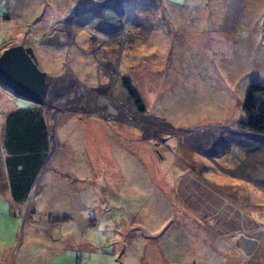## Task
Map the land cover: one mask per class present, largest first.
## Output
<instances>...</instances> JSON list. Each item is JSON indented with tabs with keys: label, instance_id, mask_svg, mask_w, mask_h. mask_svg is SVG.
I'll return each instance as SVG.
<instances>
[{
	"label": "rangeland",
	"instance_id": "obj_1",
	"mask_svg": "<svg viewBox=\"0 0 264 264\" xmlns=\"http://www.w3.org/2000/svg\"><path fill=\"white\" fill-rule=\"evenodd\" d=\"M31 2L0 3V54L30 47L46 73L49 149L17 202L0 147V264H264V135L238 127L264 86V0ZM144 74L140 113L121 79L147 95ZM28 103L0 86L1 146Z\"/></svg>",
	"mask_w": 264,
	"mask_h": 264
},
{
	"label": "trees",
	"instance_id": "obj_2",
	"mask_svg": "<svg viewBox=\"0 0 264 264\" xmlns=\"http://www.w3.org/2000/svg\"><path fill=\"white\" fill-rule=\"evenodd\" d=\"M121 82L135 110L144 113L145 106L135 85L126 77ZM28 104V108L7 113L2 124L0 147L6 153L4 162L10 195L17 202L28 198L49 149V129L39 112L40 105L30 102ZM242 112L244 118L238 121L239 129L264 135V86L256 83L248 86Z\"/></svg>",
	"mask_w": 264,
	"mask_h": 264
},
{
	"label": "water",
	"instance_id": "obj_3",
	"mask_svg": "<svg viewBox=\"0 0 264 264\" xmlns=\"http://www.w3.org/2000/svg\"><path fill=\"white\" fill-rule=\"evenodd\" d=\"M0 86L16 98L42 105L46 73L38 69L32 48L15 45L0 54ZM251 179L258 181L260 176L253 173ZM59 236L55 232L51 237L57 239Z\"/></svg>",
	"mask_w": 264,
	"mask_h": 264
},
{
	"label": "crops",
	"instance_id": "obj_4",
	"mask_svg": "<svg viewBox=\"0 0 264 264\" xmlns=\"http://www.w3.org/2000/svg\"><path fill=\"white\" fill-rule=\"evenodd\" d=\"M1 1H3V2H1ZM31 1L32 0H0V3H6V4L9 5V7H11V5H15L16 3H18L20 5V7H21V4L24 5V6L26 4H33ZM162 1H164V0H162ZM183 1L187 2L188 0H183ZM194 1H195V4L196 3H209V4H211V3H218V0H194ZM235 2H236V0H235ZM174 3L176 4V2H174ZM244 4L245 3H243V5ZM0 17H2L3 20L8 19L7 16H1L0 15ZM9 23H8V27H9ZM151 30H152V28H151ZM218 36H219V40L222 43L225 51L228 48H231V47L234 48L236 46V42L235 41L228 40L222 33H218ZM153 61L156 62V59H153ZM142 64H143V59L140 61V65L137 67V69H135L131 64H129L128 72H133L134 74H136V73H139L140 74L141 71H136V70H138V69L142 70V68H143L142 67ZM145 71H147V70H145ZM145 77H146V75L144 74V77L139 76V78H136V79H138L140 82H141V80L143 81L142 89L146 91V94L147 95L143 94V91H139L138 90V86L135 83H133L132 79H130V78H128V79L133 83V85L135 84V87L137 88V90H138V92H139V94H140V96L142 98V101H143V95L146 96V97H148L146 99H149V100H153L154 101L155 98H156V96H155V94H153V93L151 94L149 92L150 91L149 88H148L149 87V80L147 78H145ZM165 81H167V80H165ZM150 86H152V85H150ZM164 96H161L160 99H164ZM4 161H5V158L3 159L2 162H4ZM0 162H1V159H0ZM2 170H3V173H4V167L2 168ZM5 185H6V190L8 191L9 183H8V178H6V177H5ZM9 190H10V188H9ZM54 231L55 232H58V233L60 232V230H58L56 228L55 224H52L51 227H49L45 231H42L41 233H42V235H44L46 237L47 236L50 237V236H52L53 233H55ZM16 258H17L16 261L14 263H12V264H29V261H30L31 258H32V261L30 262V264H49V261H48L47 257H45V256L43 257L42 256V259L37 260L36 256H34L31 253H28L27 251H25L22 254L19 253Z\"/></svg>",
	"mask_w": 264,
	"mask_h": 264
}]
</instances>
